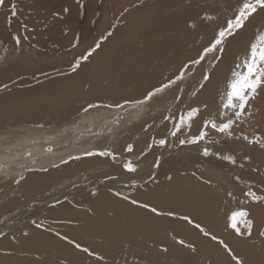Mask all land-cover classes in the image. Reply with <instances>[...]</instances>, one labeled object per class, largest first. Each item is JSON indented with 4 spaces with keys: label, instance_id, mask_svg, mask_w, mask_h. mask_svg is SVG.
<instances>
[{
    "label": "rangeland",
    "instance_id": "374dc122",
    "mask_svg": "<svg viewBox=\"0 0 264 264\" xmlns=\"http://www.w3.org/2000/svg\"><path fill=\"white\" fill-rule=\"evenodd\" d=\"M23 1L28 9L19 8L18 0H5L0 8V264H159L153 259L170 264L173 250L180 247L179 230L188 225L181 217L194 221L207 208L219 209L215 201L221 197L229 211L231 205L239 207L237 211L254 210L251 197L247 203L226 197L224 183L214 185L206 173L234 179L245 196L249 191L264 196V185L245 175L253 170L254 175L262 172L264 179L263 163L262 167L255 163L264 147L249 142L264 138V87L250 102L252 115L233 125L231 137L210 126L205 129L204 123L226 122L231 115L222 109L225 85L238 57L248 50L254 31L264 28V19L257 22V14L264 15V9L253 15L242 34L237 35L239 31L225 41L222 58L210 53L192 65L241 0H90L86 25L79 17L83 2L79 5L75 0L73 10L78 9L84 25L80 33L72 31L78 21L67 4V8L50 7L64 0ZM129 10L133 15L126 17ZM183 15L188 18L185 23H170ZM126 25L128 48L121 42L114 54L102 51L100 62L93 57L118 27ZM153 26L170 32L165 36ZM78 33L79 38L75 37ZM78 40L82 43L77 45ZM77 63V69L85 65L84 69L64 85L67 79L61 78L72 77ZM48 67L57 69L56 75H45L47 70L30 74ZM181 71L182 80L151 101L137 103ZM206 72L211 79L204 82ZM54 82L58 83L52 86L55 97L46 87ZM193 108L199 114L191 120V128L182 127L180 118ZM34 116L40 121L32 120ZM176 128L180 130L173 136ZM202 130L207 132L204 140L180 143ZM161 139L166 141L163 146ZM204 148L212 155L204 156ZM101 152L112 155L101 156ZM228 155L235 158V164L221 159ZM128 162L135 172L126 170ZM140 169L142 179L135 178ZM147 174L156 182L148 185ZM116 180L122 182L115 184ZM141 180L147 186L141 187ZM99 195L105 200L84 202L88 196ZM63 202L75 211L52 217L49 209ZM230 217L223 223L231 227ZM211 218L210 222H217L216 216ZM248 219L256 222L250 215ZM149 220L154 224L146 226ZM258 226L260 234L264 220L259 219ZM238 227L242 240L232 238L231 233L226 236L235 241L231 251L241 258L237 245L249 235L242 219ZM254 228L253 224L251 235L256 237ZM47 242L52 244L45 248Z\"/></svg>",
    "mask_w": 264,
    "mask_h": 264
},
{
    "label": "bare ground",
    "instance_id": "6f19581e",
    "mask_svg": "<svg viewBox=\"0 0 264 264\" xmlns=\"http://www.w3.org/2000/svg\"><path fill=\"white\" fill-rule=\"evenodd\" d=\"M75 0H64L61 4H58L57 1H55L54 3H50V7L51 8H55V9H60L62 7H65V8H69L70 12L71 13H74L75 16H77L76 18V21H78V25L76 27H72V31L76 32L77 30L80 31L82 30L81 28L87 24V21L89 20V15L91 14V3H89L90 0H78V4L80 5V2H83L81 3V9H80V12H79V17L82 18L84 20V25H82L83 23L80 22V18L78 17L77 15V12H78V9L76 11L73 10V2ZM87 2L85 4V2ZM19 2V0H18ZM17 4H19V8H22V9H26V3L25 1L23 0H20V2ZM39 2V1H38ZM66 4H67V7H66ZM169 4V3H167ZM77 5V4H76ZM188 5H186L187 7ZM28 9V8H27ZM59 11V10H58ZM57 11V12H58ZM61 11V10H60ZM24 12V11H23ZM95 12V11H94ZM21 13V12H20ZM96 14V13H95ZM133 15V11L132 10H129V12L126 14V17L129 16L131 17ZM168 15V14H167ZM11 16V14H10ZM19 16V15H18ZM54 16L57 18V13L54 14ZM258 18H257V22L259 21V18H260V21L262 19H264V15H260V14H257ZM93 17V16H92ZM125 17V18H126ZM186 15H183V16H180L178 19H173V21L170 20V23L172 25H181L183 23H185L187 21L186 19ZM71 18V17H70ZM123 18V17H122ZM124 18V19H125ZM164 18L163 16L161 17V19ZM166 18V17H165ZM126 21V20H124ZM254 22V21H253ZM252 22V23H253ZM262 22V21H261ZM164 23V21L160 22L159 24H162ZM257 23L255 22V25ZM259 24V23H258ZM145 25H150V23H146L145 21ZM251 25V24H249ZM247 25V27L249 26ZM261 25V23H260ZM134 26V25H133ZM143 26V25H142ZM263 26V25H262ZM63 27V26H62ZM130 27V26H129ZM154 27V26H153ZM160 27V26H159ZM246 27V28H247ZM1 28V26H0ZM5 28V27H3ZM155 28V27H154ZM165 28V27H164ZM142 29V28H141ZM158 32H160L161 34H164L165 36L168 35V33L170 32V30L168 28H165V30H158L157 28H155ZM8 30V29H7ZM84 30V29H83ZM85 31V30H84ZM86 32V31H85ZM128 28H127V25L126 27H118V29L115 31L114 35L113 36H110L111 39L106 42L104 44V46H102V49H100V51H97L95 53V55L93 57H97V59H99V62H100V57L102 55V51H106V53H112L114 54L115 51H116V48H120L122 43L121 42H125V46L128 44L127 42L128 41H125V38L127 36V33H128ZM245 32V31H244ZM248 32V31H247ZM79 33L75 35V37L79 38ZM133 33V32H132ZM135 33V32H134ZM142 33V32H141ZM243 32L241 31L240 33H238L237 35H240L242 34ZM135 35V34H134ZM151 35V34H150ZM73 36V35H72ZM152 36V35H151ZM243 36L245 37H249L247 36V33L243 34ZM74 37V36H73ZM83 37V36H82ZM133 37V36H132ZM137 37V36H135ZM141 37V36H140ZM143 38H146L147 37V34H143L142 36ZM138 39V38H137ZM235 39L232 40L231 45H233V42H234ZM230 41V40H229ZM82 43L81 40H78V43ZM127 43V44H126ZM229 43V45H230ZM176 43L174 42L172 45H175ZM230 45V46H231ZM40 46V45H39ZM61 47V46H60ZM127 47V46H126ZM49 48V47H48ZM63 48V47H62ZM128 48V47H127ZM166 48H171L170 46L169 47H166ZM44 49V48H43ZM172 49V48H171ZM57 50V49H56ZM44 52V51H43ZM51 52V51H50ZM49 52V53H50ZM55 52V51H54ZM58 54V53H57ZM56 54V55H57ZM35 59V58H34ZM92 59V58H91ZM89 61V60H88ZM106 62V61H105ZM87 65V64H86ZM84 66H81L79 69L76 68L74 72V74H72L73 76L70 77V78H61V79H67L65 82H64V85L67 84L68 82H70L71 80H76L77 79V75L81 74V71L80 70L81 68L84 69ZM90 66V65H89ZM30 70V69H29ZM47 70V73L45 75H56V72L54 70H57V69H51V68H46L45 70H38V69H35L33 71V73H30L31 75H37L39 74L38 72L40 71H46ZM15 71V70H14ZM88 71V70H87ZM69 71L67 72H63L61 74H68ZM59 74V75H61ZM16 75V74H14ZM86 75H82V77H84ZM41 77V76H40ZM69 77V76H68ZM61 79H57L61 81ZM56 80V79H55ZM80 81H82V78H80ZM59 82V81H58ZM146 82V81H145ZM57 82H54V83H51L50 85H46V87H49L50 88V92L51 94H54L52 96H56L52 86H55ZM40 84V83H39ZM58 84V83H57ZM44 85V86H45ZM43 87V85H41ZM57 88V87H56ZM37 89V88H36ZM42 89V88H41ZM139 92V91H138ZM40 93V92H39ZM47 93V92H46ZM28 94V93H27ZM50 94V93H49ZM30 95V93H29ZM46 95V94H45ZM33 96V95H32ZM49 96V95H48ZM51 98V97H50ZM93 118V117H92ZM18 119V118H17ZM32 120H36L37 122H39L40 120L37 119L35 116L32 118ZM84 119V118H83ZM16 121V120H15ZM1 124H3V122H1ZM44 136V135H42ZM2 138V137H1ZM249 139H252V137H249ZM8 141V140H7ZM6 141V142H7ZM14 141V140H13ZM42 149V148H41ZM62 149V148H61ZM10 150V149H9ZM11 151V150H10ZM13 153V152H12ZM264 152H257L258 154V159L255 163H257L258 165L262 164L264 165ZM57 155V154H56ZM72 155V154H71ZM16 156V155H15ZM12 158V157H11ZM14 158H17L14 157ZM23 158V157H22ZM65 158V157H64ZM71 158V157H70ZM18 160V159H16ZM22 160V159H20ZM61 160V159H60ZM64 160V159H63ZM10 161V160H9ZM33 161V160H32ZM31 161V162H32ZM29 161V163H31ZM37 162V161H35ZM177 164V163H176ZM1 165V163H0ZM3 165V164H2ZM36 165V164H35ZM179 165V164H177ZM255 165V164H254ZM19 163H18V167H19ZM28 166V165H27ZM180 166V165H179ZM256 166V165H255ZM261 166V165H260ZM17 167V168H18ZM262 167V166H261ZM262 169V168H261ZM4 170V169H3ZM123 170V169H122ZM264 170V169H263ZM13 171V170H12ZM1 173V172H0ZM3 173H5V171H3ZM254 171L252 170L250 173H246V177L247 178H250L249 180H254L255 181V184H258V185H264V179L263 177H261V175H263L262 172H258V174L254 175ZM254 175V177H253ZM143 176V173H141V169L138 171V175L135 176V178H138ZM206 176L209 178V180L216 186H219V187H222L223 186V183H224V191L227 193L226 194V197L227 196H233L231 198L233 199H236V201H240V202H246L247 203V198L249 196H245L243 195V192L241 190H239V188H237V183H235V181L231 180V179H226L224 177H222L223 175H214V174H211L210 176V173H206ZM229 177V175H228ZM137 179V180H138ZM142 179V177L140 178ZM147 179V184H152L154 182H156V179L155 178H152L150 177V174H147L146 175V178ZM248 180V179H247ZM243 181V180H242ZM122 181L120 180H116L114 181L115 184H119L121 183ZM125 185L129 184V182H124ZM141 187H145L147 185L144 184V182H142L141 180ZM252 184V183H251ZM134 185L136 184H133L132 187H134ZM240 186V185H239ZM141 187H138L137 189L141 188ZM151 188V187H150ZM149 188V189H150ZM147 189V188H146ZM225 197V198H226ZM223 198L221 197L220 199H217L215 201V204L219 207V209H213V208H207V210H203L201 215L195 219L193 221V223H188V225L182 229V230H179V234L181 235V238L184 239L185 241V244L182 245L180 244V247L179 249L177 250L174 249L173 252H172V256L170 257V264H236V260H234L232 257L235 256L238 260L242 261V262H248L249 264H264V238L259 234V226H258V222H259V219L264 220V203L261 202V203H258V202H255L252 203L250 206L254 209L253 211H250L248 210L247 212L249 213L250 217L254 218L256 220V222H254L253 224L255 225V233H256V237L254 235H251V236H248V237H242L243 239H245V241H239L238 245L239 246V251H240V255L242 254V257L240 258V256H238L237 254H234L232 251L231 252H228L227 250H231V247H232V244L236 245L235 241L231 240L230 238V242L228 241L227 242V236L226 234L228 233H231L232 234V238H240L241 239V235L238 236L236 231L228 226V223L227 225L223 222L227 221V219L230 217V215L234 212V211H237L236 209H239V207H235V206H230V208H232V211H229L225 208L224 206V199L222 200ZM227 199V198H226ZM225 199V200H226ZM230 199V198H229ZM104 201L105 200V197L102 196V195H99V196H96V197H91V196H88L84 199V202L85 203H92L94 201ZM232 200V199H230ZM229 202V201H228ZM249 202V201H248ZM234 203V202H233ZM230 204V203H229ZM237 204V203H236ZM238 206V205H237ZM247 206V205H246ZM242 207V206H241ZM244 209V208H243ZM247 209V207H246ZM50 210V214L52 217L54 218H58L62 215H66V214H70V213H73L75 211V209L73 207H71L70 205H68L66 202L64 203H60L56 206H54L53 208L49 209ZM211 216H216V219H217V222L213 223L214 221L210 222V220L212 219ZM210 217V218H209ZM209 220V221H208ZM229 220V219H228ZM150 221V220H149ZM147 222L146 226L150 225V224H154L150 222ZM196 224H199L202 228L205 229V231H207L209 233L208 236H205L203 232H201L195 225ZM262 226V225H261ZM217 229V230H215ZM262 231V229H261ZM216 235V239L213 240L212 237ZM230 235V234H229ZM217 236H219L220 238H218ZM53 237V236H52ZM53 239V238H51ZM153 239V237H152ZM181 239V240H182ZM228 239V240H229ZM49 240V239H48ZM52 241V240H51ZM220 241H223V243H220ZM188 243L192 246V247H189V246H186L188 245ZM6 244V241H2V245H5ZM52 244V242H47V245H45L44 247L47 248V246H50ZM225 245H227V248H225ZM194 248V250H193ZM177 250V251H176ZM154 261L158 262L159 264L160 261L158 259H153Z\"/></svg>",
    "mask_w": 264,
    "mask_h": 264
},
{
    "label": "snow or ice",
    "instance_id": "6c2138e0",
    "mask_svg": "<svg viewBox=\"0 0 264 264\" xmlns=\"http://www.w3.org/2000/svg\"><path fill=\"white\" fill-rule=\"evenodd\" d=\"M5 4V0H0V8H2ZM259 9H264V0H241V2L236 7L234 14L231 18L227 19L226 25L222 26L218 29L217 34L214 39L210 42L208 46H206L202 50V54L198 56V58L191 61L192 65L200 64L210 53H216L219 58L223 57L224 53V45L225 41L234 35L237 32L245 29L247 22L253 17L254 14L257 13ZM16 13V5H12V15ZM17 44L20 43V39L17 36L15 38ZM99 44L95 47L99 48ZM92 53L89 52V56ZM83 59L87 60L88 56H84ZM218 62V60H217ZM79 67V63H77L76 68ZM185 69L184 71H186ZM184 71H181L177 77L162 85V87H157L152 91H149L143 100L138 101L137 103L144 104L148 101H151L154 96L158 93L163 92L165 89L169 88L172 84L176 83L177 80H182L184 78ZM204 82H207L211 79V73H204L202 76ZM201 88L204 87V84L200 85ZM264 87V28H261L258 32L254 31L253 40L250 42L248 50L240 57H238L237 62L234 64L233 70L230 73L229 80L225 85V92L223 94V102L222 109L224 110V114L227 115L231 113L226 122H221L217 124L215 121H205L204 128L207 129L209 126L212 129H215L219 133L224 134L225 136H232V128L233 125L237 122H243V118L247 116H251V103L256 99L259 95L258 89ZM123 107V105H120ZM247 110V111H246ZM199 114L198 108H193L189 112H187L186 116H182L180 118V125L187 126L189 129L191 128V120ZM179 128H176L172 135L175 136L176 132L179 131ZM207 136V132L202 130L198 136L192 137L190 140H181V144L192 143L196 144L205 139ZM243 139L247 140L248 137H243ZM250 143H259L261 147H264V138L249 141ZM166 141L161 139L159 144L161 146L165 145ZM128 151H132L131 146L128 147ZM101 156H111L112 153L109 152H101L98 153ZM87 155H96V153H87ZM204 156L212 155V153L204 148L203 150ZM113 159L115 157L113 156ZM221 159H226L230 163L235 164L236 160L233 156L228 155L221 157ZM158 166V165H157ZM127 171L135 172L136 168L132 165L131 162H128L124 165ZM247 196L251 197V199L255 202L264 201V196H257L254 192L249 191L246 193ZM127 199V197H124ZM133 204H137L138 202L135 200L131 201ZM140 207L149 208V210L157 215H162L163 213L159 212L155 207H151L147 204H140ZM168 215H174L173 213H168ZM249 213L247 211H234L231 214V227L236 231V233L240 234V228L238 224L240 220H243L245 228L247 229V235L251 236L253 224L252 221L248 219ZM239 218V219H238ZM181 219L186 220L188 223H193V221L187 217H181ZM201 232L204 233L205 236H208L209 233L205 231L199 224L195 225ZM39 227V225H37ZM260 235L264 236V231L260 232ZM213 240L216 239L215 236L212 237ZM180 244L184 245L185 242L183 240L179 241ZM223 243V241H220ZM192 247L191 245H186ZM77 247H80L77 245ZM227 248V245H225ZM194 250V248H193ZM87 252V249H84ZM166 251V249H165ZM229 251H231L229 249ZM236 260V264H243L242 261L238 260L235 256L232 257Z\"/></svg>",
    "mask_w": 264,
    "mask_h": 264
},
{
    "label": "crops",
    "instance_id": "0c3cea01",
    "mask_svg": "<svg viewBox=\"0 0 264 264\" xmlns=\"http://www.w3.org/2000/svg\"><path fill=\"white\" fill-rule=\"evenodd\" d=\"M31 58H32V57L28 58L27 60H29V59H31ZM24 62H26V60H25Z\"/></svg>",
    "mask_w": 264,
    "mask_h": 264
}]
</instances>
